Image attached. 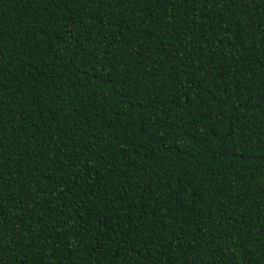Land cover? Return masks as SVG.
Instances as JSON below:
<instances>
[{
  "label": "trees",
  "instance_id": "obj_1",
  "mask_svg": "<svg viewBox=\"0 0 264 264\" xmlns=\"http://www.w3.org/2000/svg\"><path fill=\"white\" fill-rule=\"evenodd\" d=\"M0 264H264V0H0Z\"/></svg>",
  "mask_w": 264,
  "mask_h": 264
}]
</instances>
